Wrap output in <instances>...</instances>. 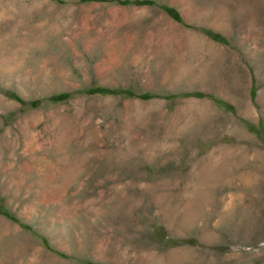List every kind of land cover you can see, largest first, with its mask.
I'll use <instances>...</instances> for the list:
<instances>
[{"label":"rangeland","instance_id":"rangeland-1","mask_svg":"<svg viewBox=\"0 0 264 264\" xmlns=\"http://www.w3.org/2000/svg\"><path fill=\"white\" fill-rule=\"evenodd\" d=\"M0 264H264V0H0Z\"/></svg>","mask_w":264,"mask_h":264},{"label":"trees","instance_id":"trees-1","mask_svg":"<svg viewBox=\"0 0 264 264\" xmlns=\"http://www.w3.org/2000/svg\"><path fill=\"white\" fill-rule=\"evenodd\" d=\"M219 36V35H218ZM111 91V90H110ZM62 96H65V94H62ZM145 96V95H144Z\"/></svg>","mask_w":264,"mask_h":264}]
</instances>
